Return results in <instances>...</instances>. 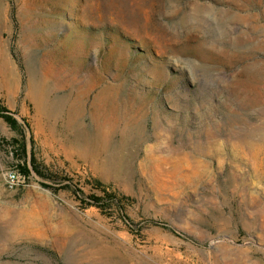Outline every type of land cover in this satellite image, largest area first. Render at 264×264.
Returning <instances> with one entry per match:
<instances>
[{"label": "rangeland", "instance_id": "rangeland-1", "mask_svg": "<svg viewBox=\"0 0 264 264\" xmlns=\"http://www.w3.org/2000/svg\"><path fill=\"white\" fill-rule=\"evenodd\" d=\"M0 106V264H264V0H0Z\"/></svg>", "mask_w": 264, "mask_h": 264}, {"label": "built area", "instance_id": "built-area-1", "mask_svg": "<svg viewBox=\"0 0 264 264\" xmlns=\"http://www.w3.org/2000/svg\"><path fill=\"white\" fill-rule=\"evenodd\" d=\"M6 179L12 187H15L23 184L26 180V176L18 171H10L6 174Z\"/></svg>", "mask_w": 264, "mask_h": 264}, {"label": "trees", "instance_id": "trees-1", "mask_svg": "<svg viewBox=\"0 0 264 264\" xmlns=\"http://www.w3.org/2000/svg\"><path fill=\"white\" fill-rule=\"evenodd\" d=\"M0 111H1V106H0ZM1 116L11 125L15 126L16 125V121L9 115L5 114V113H1ZM27 172V171H25Z\"/></svg>", "mask_w": 264, "mask_h": 264}]
</instances>
